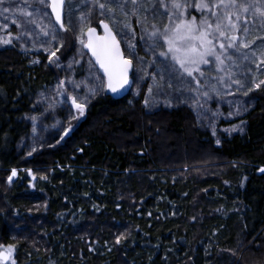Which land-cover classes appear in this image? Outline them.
<instances>
[{
  "label": "trees",
  "instance_id": "1",
  "mask_svg": "<svg viewBox=\"0 0 264 264\" xmlns=\"http://www.w3.org/2000/svg\"><path fill=\"white\" fill-rule=\"evenodd\" d=\"M180 2L186 6L171 21L149 15L142 24L129 12L131 21L145 33L153 23L173 27L175 17L214 25L211 12L196 7L211 0ZM103 20L120 34L119 9L102 14L93 0H67L64 28L55 30L61 59L73 35ZM248 22L250 32L257 24ZM152 44L140 37L137 48L152 59L161 73L153 83L175 107L148 112L147 79L138 95L132 89L115 100L105 92L63 138L29 152L26 116L41 112L38 97L61 74L44 54L38 60L17 47L0 49V244L12 249L14 264H264V85L256 87L255 66L241 77L242 97L254 108L219 125L240 123L243 132L219 131L217 143L189 106V89L165 70L167 44ZM208 61L201 75L231 85L219 65L212 70L215 58ZM27 171L39 181L35 189L26 185Z\"/></svg>",
  "mask_w": 264,
  "mask_h": 264
},
{
  "label": "rangeland",
  "instance_id": "2",
  "mask_svg": "<svg viewBox=\"0 0 264 264\" xmlns=\"http://www.w3.org/2000/svg\"><path fill=\"white\" fill-rule=\"evenodd\" d=\"M19 2L23 6L22 0H19ZM6 7H10L9 0H6L5 4L0 6V49L17 47L22 49L24 54L34 56L38 60L40 59L38 56L44 54V56H48L50 62L61 74L56 86L38 97L36 104L41 108V112L26 116L31 125V134L24 147H22L29 152L32 149L56 143L58 139L64 137L65 131L67 127L70 128L71 123L84 120L90 103L105 94L106 83L104 77L85 51L84 45L81 44V40L86 43L85 33L88 29L85 30L83 35H80V33L73 35L71 52L64 59H61L59 52L61 40L59 37L56 38L55 30L58 27L51 16L49 3L44 9L47 15L34 17L35 23L28 22L29 18L17 11L15 2L11 4L9 12H3L2 9ZM162 10L164 11L163 8ZM132 16L131 13L127 17L123 15V21L119 23L121 31L117 37L123 46L126 58L131 59L134 64L133 92L138 95L142 89L141 84L147 79H151L152 83L148 87L145 98L148 112L153 113L162 106L175 107L167 91L162 90L161 86L153 83L161 73L159 70L153 71L152 59L149 58V61L144 55L145 53L142 54L137 48L140 37H143V41L146 43H150L152 40L148 39V33L141 30L142 33L139 32V29H136L131 21ZM246 18L257 24L256 28L252 29L247 37L242 38L245 43H250V47L242 48V51L232 56L235 64L226 61L223 66L219 65V69L223 68L222 72L226 76L230 72L233 79H239L242 82L243 73L248 70V67L251 70V66H255L251 72L255 75L254 78H260V83L261 80H264V63H262L264 61V54H262L264 53V44L257 45L255 41L264 36V19L254 18L250 15ZM174 19L173 27L181 22L192 24L196 28L202 27L193 19L187 20L178 17ZM169 27L171 26L169 25ZM6 41L9 42L6 43ZM129 43L134 45L135 56L130 55ZM245 55L248 59H244ZM170 59L172 64L166 65L165 70H168L169 74L177 80L175 85L180 83L189 89V106L197 115L202 127L214 136L216 142L219 141V131L225 132L229 136L242 133L243 124L239 123L231 126L228 124L224 127L219 125L222 121L231 122L242 119L254 108V103L251 100L242 97L241 91L244 87L242 88L231 81V85H223L210 78H205L204 75H201V67L206 66L205 63L187 64L189 71L192 73L189 76L180 64L173 60L172 54ZM205 59L209 60V57H205ZM79 66H83L82 73L78 70ZM212 66V70L216 72L218 64L215 65L213 62ZM73 99L77 103L85 104L83 115H80L73 105ZM25 182L29 189H35L39 185V181L32 171L26 172ZM2 255H6V260L2 258ZM0 264H14L12 249L3 244H0Z\"/></svg>",
  "mask_w": 264,
  "mask_h": 264
},
{
  "label": "snow or ice",
  "instance_id": "3",
  "mask_svg": "<svg viewBox=\"0 0 264 264\" xmlns=\"http://www.w3.org/2000/svg\"><path fill=\"white\" fill-rule=\"evenodd\" d=\"M5 2L6 0H0V6L4 5ZM13 2L16 3L17 11L29 18L28 22L35 23L34 17L47 15L44 9L49 2L59 22L61 19V8L65 0H22L23 6H21L19 0H9L10 7ZM93 4L101 10L102 14L104 11L112 12L114 8L119 9L120 13L125 17L131 12L133 15L141 17L138 19V23L142 24L148 21V14L153 19L167 16L169 21H171L172 17L186 6L180 0H155V2L153 0H93ZM109 5H112V7H109ZM10 7L3 8L2 11L9 12ZM196 7L198 9H208L211 12V17L215 20L214 25L209 23L208 20H202V27L200 28L181 22L174 27L165 25L163 30H161L153 23L151 25L152 30L148 33V39L153 41L150 47H161L159 41L162 39L167 44V52L162 51L160 55L167 56L172 54L173 60L179 63L189 76L192 73L189 71L187 64L208 63L209 61L205 57H214L216 63L220 66H223L226 60L235 64L232 56L238 54L240 48L250 47V43H245L234 33L240 32L243 37L248 36L249 22L246 18L248 15L264 19V0H211L210 3L196 5ZM159 8H163L164 12H160ZM213 8L222 10V15L216 11H211ZM242 21L243 23H241ZM13 22L15 23V21ZM114 23H119V21ZM61 27H63V24H61ZM104 28V36H96L95 29L89 28L87 32L88 41L85 44L81 40V44L91 51L96 63L103 69L104 75L107 77L108 89L113 93H117L129 84L128 73L132 68V60L125 58L124 53L120 49V43L112 33L111 28L107 24L104 25ZM145 31L147 32V28H145ZM238 40L240 41L239 44H237ZM216 41H222L219 43V49L221 50L219 54L214 43ZM8 42L6 41V43ZM128 49L130 55H136L133 51L134 45L129 43ZM230 49L232 50L231 53L229 52ZM244 59H248V57L245 55ZM221 70L224 69L221 68ZM228 79L232 83L242 88L244 87L241 80L232 78L230 72L228 73ZM261 85H264V80L256 84V87L259 88ZM245 95H247V92H245ZM72 103L79 111V114L83 115L85 104L77 103L75 99H73ZM261 171H264V169H261ZM12 175H15V171H13Z\"/></svg>",
  "mask_w": 264,
  "mask_h": 264
},
{
  "label": "water",
  "instance_id": "4",
  "mask_svg": "<svg viewBox=\"0 0 264 264\" xmlns=\"http://www.w3.org/2000/svg\"><path fill=\"white\" fill-rule=\"evenodd\" d=\"M66 1H67V0H65L63 6H62V8H61V19H60L59 22L57 21V19H56V15H55V13H53L52 8H51V6H50V2H49V9H50L51 16H52L53 21L55 22L56 26H57L59 29H63V28H64V13H65ZM61 24H63V27H61ZM105 24H107V25L111 28L112 33L116 36L117 41H119V43H120V49H121V51L124 53V56H125V58H126V55H125V52H124L123 46H122L120 40L118 39L116 33L114 32V30L112 29V27H111V25H110L109 23H107V22H105V21H101V22L99 23L98 28H97V27H91V28L95 29V35H96V36H104V35H105V28H104V25H105ZM87 32H88V30H87L86 33H85L86 43H87V41H88V35H87ZM86 43H85V44H86ZM84 49H85V51L88 53L90 59L93 61V63L95 64V66L97 67V69L99 70V72L101 73V75H102V76L104 77V79H105V83H106V95L112 97V98L115 99V100H121V99H124L125 97H127V96L130 94V92L132 91L133 87H134V80H133L134 64H133V62H132V68L129 70V73H128L129 84L126 85L124 89L119 90L117 93H113V92H111V91L108 89V87H107V77L104 75V71H103V69L100 68V65L96 63V59H95V57L92 55L91 51H90L87 47H85V46H84ZM126 59H127V58H126ZM2 258H3L4 260H6V255H2Z\"/></svg>",
  "mask_w": 264,
  "mask_h": 264
}]
</instances>
